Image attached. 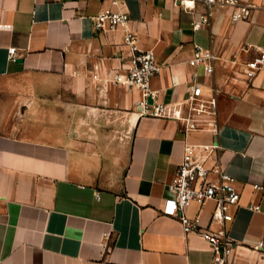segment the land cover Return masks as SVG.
<instances>
[{
  "label": "crops",
  "instance_id": "obj_1",
  "mask_svg": "<svg viewBox=\"0 0 264 264\" xmlns=\"http://www.w3.org/2000/svg\"><path fill=\"white\" fill-rule=\"evenodd\" d=\"M240 2L247 19L216 6L193 30L202 2L192 13L183 0H125L126 26L98 32L99 0H0V264H216L206 240L161 211L185 142L217 145L205 164L240 191L225 264H264V67L244 71L264 50V0ZM127 33L154 51L149 86L170 115L141 114L142 92L115 82L133 53ZM196 44L214 55L209 74ZM195 84L212 112L188 109ZM214 205L186 212L216 231Z\"/></svg>",
  "mask_w": 264,
  "mask_h": 264
},
{
  "label": "built area",
  "instance_id": "obj_2",
  "mask_svg": "<svg viewBox=\"0 0 264 264\" xmlns=\"http://www.w3.org/2000/svg\"><path fill=\"white\" fill-rule=\"evenodd\" d=\"M107 5L93 17L94 29L98 32L112 31L124 28L129 20L128 13L122 9L125 0H99ZM187 1L190 4H187ZM195 1L205 5L203 12L193 15L191 27L198 30L210 24L216 6L229 5L235 7L233 20L247 19L251 12V6L242 4L240 0H183L184 7L194 11ZM124 43L131 46L132 54L127 71L116 73L115 82L129 89H138L142 92V99L138 102L141 114L152 116H168L166 105L158 103L156 95L150 89V79L157 72L155 64V53L153 50H138L134 45V36L127 33ZM259 55L252 56L244 64L245 76L252 79L257 72L264 67V50L257 47ZM15 48H9L8 59H16ZM136 51V52H135ZM214 55L211 50L196 44L194 47V62L202 64L205 72L212 71V60ZM203 90L200 84L191 86V95L186 102L189 110L196 112L210 111L215 108V100L202 98ZM150 99L153 101L151 104ZM203 148V155L197 153ZM217 145L197 146L185 142L181 162L178 165L171 181L167 184L170 196L164 200L161 209L162 214L176 217L184 234L196 233L206 240L214 253L216 264H225L226 259L233 249V242L228 236L225 225L234 218V209L238 206L240 191L236 186V179L223 170L220 166L208 167L205 164L206 157L210 151L216 149ZM255 190L262 186L254 184ZM214 202V209L210 217V224L221 225L219 230H212L210 226H202L199 214L189 216L186 212L191 203L202 206L206 201ZM250 209L259 210V204L249 205Z\"/></svg>",
  "mask_w": 264,
  "mask_h": 264
}]
</instances>
